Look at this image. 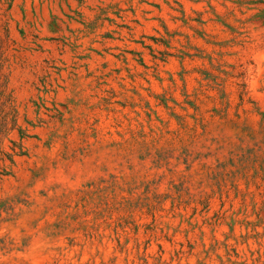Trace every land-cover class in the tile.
I'll list each match as a JSON object with an SVG mask.
<instances>
[{
    "label": "rangeland",
    "instance_id": "rangeland-1",
    "mask_svg": "<svg viewBox=\"0 0 264 264\" xmlns=\"http://www.w3.org/2000/svg\"><path fill=\"white\" fill-rule=\"evenodd\" d=\"M0 264H264V0H0Z\"/></svg>",
    "mask_w": 264,
    "mask_h": 264
},
{
    "label": "trees",
    "instance_id": "trees-1",
    "mask_svg": "<svg viewBox=\"0 0 264 264\" xmlns=\"http://www.w3.org/2000/svg\"><path fill=\"white\" fill-rule=\"evenodd\" d=\"M4 175H6L5 172H4V170H2V171L0 170V179H1Z\"/></svg>",
    "mask_w": 264,
    "mask_h": 264
}]
</instances>
